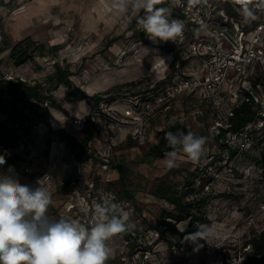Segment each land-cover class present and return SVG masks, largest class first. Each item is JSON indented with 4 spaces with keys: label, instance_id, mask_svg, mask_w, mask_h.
Returning a JSON list of instances; mask_svg holds the SVG:
<instances>
[{
    "label": "rangeland",
    "instance_id": "1",
    "mask_svg": "<svg viewBox=\"0 0 264 264\" xmlns=\"http://www.w3.org/2000/svg\"><path fill=\"white\" fill-rule=\"evenodd\" d=\"M202 1L210 12H215L216 6L221 5V0ZM108 4L109 0H0V35H7L11 30L13 33L18 32V35L14 33L15 38L11 40L21 41L28 38V51H31L35 64L42 68L39 74H44L52 88L55 87L56 68L59 67L68 73L67 80L70 84L63 87L73 98L67 99L70 105H78L79 95L82 93L84 104L81 106L89 107L87 112L115 110V114L120 118V114L128 106V103L122 101L125 97L133 96L144 89L163 88L182 74L196 75L202 62L201 58L187 57L184 48L174 50V42L153 44L137 25L135 18L126 22L109 10ZM182 5L183 3L170 8V19H174L171 9H184ZM158 7L170 5L166 2ZM200 10L184 9L189 22L195 20L196 25L192 24L195 28L198 27L199 35L194 37L184 26L185 39L182 46L185 48L187 44L209 36L211 31L206 24L203 25L199 21ZM221 14L237 23V20L227 15L224 10ZM133 20L136 23L134 25ZM157 56L166 58L167 64L159 65L157 61L156 66L152 68ZM251 74L253 75L248 78L249 83L263 86V69L255 67ZM96 96L109 101L102 100L97 105L92 100ZM187 96L177 97L169 102L168 107L157 110L140 134L133 133L134 125L128 124L126 120H121L123 124L119 128H110L108 122L100 119L96 123L97 126L92 125L97 129L90 125H84L82 128V132L90 130L93 137L95 136L91 144L96 147L92 149L96 153L93 157L96 168L92 176L93 181L100 184L99 191L102 187L110 190L122 203L126 194H133V201L125 206V210L130 213V222L134 225L130 230L138 236L137 243L143 245L165 241L169 243V238L175 240L178 236L164 232L160 234L158 231L160 215L169 210L167 205L151 197L158 182L165 178L174 180L176 172L186 176L188 172H193L199 163L205 164V155L219 154V148L210 135L212 124L209 120L205 124L203 119L192 115V109L198 104H191V99ZM177 128L207 138L205 152L200 161L193 163L182 158L178 162L179 166L171 170L163 167L161 162L164 156L152 157L146 161V155L159 141L163 142V155L168 152L166 148L169 146L164 139V133L175 132ZM262 152L264 143L257 151L258 154ZM257 153L256 150L250 151L236 158L231 164L238 172L246 169V173L250 174V156ZM113 162L124 164V191L115 180L117 175L110 172V167H102L103 164ZM229 174L231 173L226 171L223 173L218 184V194L208 202L209 212L204 225L213 226L215 230L214 239L207 240L209 246L203 248L200 253H193L188 243V249L180 248L173 255L163 249L164 254L156 259L158 264H241L242 252L249 251L247 245L244 249L242 245L263 227L264 217L255 211L251 174L242 179L235 172L232 176ZM74 213L67 212L62 217L72 219ZM55 218L61 217L56 215ZM185 222L186 220L178 224L181 226ZM155 233H159L158 236ZM216 238L221 244L210 245L211 240ZM199 242L200 240L193 243L194 247L198 246ZM132 244L125 243L124 236L118 234L110 243L113 256L108 262L114 260L120 249L127 250Z\"/></svg>",
    "mask_w": 264,
    "mask_h": 264
},
{
    "label": "built area",
    "instance_id": "2",
    "mask_svg": "<svg viewBox=\"0 0 264 264\" xmlns=\"http://www.w3.org/2000/svg\"><path fill=\"white\" fill-rule=\"evenodd\" d=\"M204 3V2H203ZM195 9L192 4L191 8ZM260 13V18L248 30H243L237 24L232 22V18H227L220 13L222 25L220 27H209L211 29L209 36L199 38L187 44L186 48L182 46L183 38L176 42L177 49H185L187 57L201 58L202 68L196 75L183 74L171 84L165 85L152 98L145 99L140 102L128 104L127 109L120 114V118L115 114V110L87 112L79 117L69 116L72 126L82 127L84 125H95L97 121L103 120L108 122L110 128H119L122 126L121 120H126L130 125H134L133 133L140 134L145 128L147 121L154 117L157 110L168 107L167 105L172 100L182 95L187 96L195 92H199V100L196 108L192 109L191 113L197 118L207 115V119L212 124L210 127L211 133L217 128H227L228 118L232 116V110L243 101H251L254 103L253 118L240 127L236 132L229 134L225 138L226 150L234 152V158L230 161V166L236 158L243 156L250 151H257L264 143V84L261 86L258 83L251 85L249 77L252 70L257 67L264 71V10H257ZM208 18L210 15L207 16ZM201 24H206L202 18L199 19ZM195 23V20H191ZM229 25V26H228ZM234 32H230L229 28ZM5 81H14L15 78L10 74H4L1 77ZM69 100L73 98L68 97ZM229 100L231 104L227 109L223 108L224 101ZM32 103L40 105L42 109L50 108V99H44L41 103L32 100ZM0 123L3 127L11 130L16 134L17 150L22 153V159L19 165L11 172V176L21 179H29L36 182L38 179L43 180V186L49 191L56 185L50 180V173L47 169L46 157L43 150L32 142V139L37 131V124L31 125L28 129L23 128L17 121L11 118L10 114L4 110L0 113ZM258 154V153H257ZM227 158V153L223 155ZM42 164L43 172L40 176L33 175L32 168L34 164ZM250 163V164H249ZM247 165L252 168L251 161ZM229 166V167H230ZM2 165H0V174ZM105 167V166H104ZM229 168L222 172L213 171L209 174L210 179L205 182L196 178L194 180V190L184 197L185 202H195L203 200L202 217L206 218L208 212L209 200L216 197L218 194V184L222 179L223 173L229 172ZM242 178H245L246 169H242ZM264 173V165L260 173ZM250 175V174H249ZM248 175V176H249ZM264 185V179L261 181ZM69 202L65 207L66 212H75L76 208H83L88 211L90 209L89 200L82 195L75 187V181L68 183ZM90 193V192H89ZM111 194L114 198L113 202L118 201L114 193L110 190H104L102 194ZM91 194V193H90ZM92 197V196H91ZM91 199V198H90ZM125 203V204H124ZM127 206L129 203L124 202ZM257 213L264 217V193L261 196L256 206ZM94 212L85 225L91 226ZM197 224L204 225L200 221L186 220L181 226L176 225L180 236L172 242L167 249L175 252L180 248L188 249L189 241L184 238L198 229ZM264 228V225L261 229ZM260 229V230H261ZM259 230V231H260ZM258 231V232H259ZM158 236V233H155ZM126 243V242H125ZM148 249H127L121 250L116 264H148L154 252L157 251V245L148 244Z\"/></svg>",
    "mask_w": 264,
    "mask_h": 264
},
{
    "label": "clouds",
    "instance_id": "3",
    "mask_svg": "<svg viewBox=\"0 0 264 264\" xmlns=\"http://www.w3.org/2000/svg\"><path fill=\"white\" fill-rule=\"evenodd\" d=\"M166 2L170 7H158ZM232 2L245 23L256 19L257 10H264V0ZM181 3L182 0H109L108 8L126 22L135 18L153 44L176 43L183 38L184 23L170 19V8ZM157 61L159 65L167 64L166 58L157 56L152 68ZM164 139L171 149L161 162L167 170L178 167L182 158L198 163L207 142L206 137L180 128L165 132ZM5 163V156L0 155V165ZM36 184L39 186L31 187L11 175L0 174V264H107L113 256V238L134 227L123 203L113 202L110 193L102 194L101 202L94 205L91 226L75 218L54 219L48 215L53 203L51 193L43 180L38 179ZM196 227L198 230L187 235L186 241L214 238V228L202 224Z\"/></svg>",
    "mask_w": 264,
    "mask_h": 264
},
{
    "label": "crops",
    "instance_id": "4",
    "mask_svg": "<svg viewBox=\"0 0 264 264\" xmlns=\"http://www.w3.org/2000/svg\"><path fill=\"white\" fill-rule=\"evenodd\" d=\"M1 22L2 19L0 18V23ZM14 33L18 35V32ZM14 33L10 30L8 31L7 35H0V113L6 110L10 114L11 118L17 121L25 129H28L31 125L37 124V131L32 139V142L43 150V154L46 157L47 169L50 173V180L53 182V184H56L49 191L51 193L53 203L48 209V215L52 218H54L56 215H60V217L63 215L65 216V213H67L65 211V207L69 202L70 188L68 183L74 180L76 185L75 187L82 195L88 198L90 202V209L86 211L83 208H76V214L74 213L71 218L78 219L84 223L87 219H90L92 213L94 212V205L98 202H101L100 198L102 192L106 190V188L103 189L102 187L101 191H99L100 184L94 182L92 177L93 172L96 171L93 161V157L96 153L92 151V149H96V147L91 146L95 140V136L93 137V134L90 132V130L87 132H82V128L84 126H72V119L69 117H79L85 114L89 110V107L81 106L84 104L82 103L83 100H79L78 105H70L71 103H68L67 99H69L68 97L71 95H68L67 90L63 87L65 85L62 83H57L55 78V87L52 88L53 86H51V84L44 78V74H39L40 70L42 72V68H39V65L35 64L33 57L21 65H15L10 54L12 53V47L20 40H11V38H15ZM39 56H41L40 58L44 59L42 55ZM8 73H10L15 78L14 81H5L1 79L4 74ZM14 89H17L19 94L21 92L26 93L29 99H23L21 96L12 94V90ZM197 94H199V92H195L187 96L189 99H191V104H194L195 102L198 104L199 95ZM43 98L50 99L51 103L49 109H42L40 105L32 103V100L38 102V100L40 101ZM230 104L231 102L229 100L224 101L223 108L227 109ZM97 105L99 104L97 103ZM203 120L206 124L207 120ZM89 136H91V138L87 140L85 146L86 152H84L79 142ZM69 138H73L76 141H72L73 144H69ZM76 154H79L81 159L84 154L89 157L83 161L81 159L77 160ZM0 155H4L6 159V163L1 167L2 174L11 175L12 170L19 165L22 159V153H19L17 150V138L15 137V134L5 129L1 123ZM113 163L123 164L121 162ZM107 165L110 167V172L114 175H117L115 170L112 169L113 167L110 164ZM107 165L103 164L102 167H106ZM33 167V175L35 177L40 176L43 172L42 164H34ZM255 173V169L252 168L250 173L251 176L255 175ZM174 177V180L177 182L183 176L176 172ZM117 179L118 175L115 180L117 181ZM165 179L159 181L158 184L163 182ZM19 181L22 184L29 185L31 187L39 186L36 184V182H33V180L21 179ZM82 186H84V188ZM252 191V193H254L252 200L255 199L254 205L257 206V203L264 193L263 183L258 181L256 184H254V189ZM125 196L126 199L124 202L130 204V202L133 201V194L128 193ZM256 196L257 198H255ZM151 197L154 200L167 205L166 202L155 197L153 193L151 194ZM167 207H169V205H167ZM208 218H210V216H208ZM179 236L180 234L177 236V239ZM177 239L175 238V240H171V238H169V243L170 241L172 243ZM169 243L168 241H165L164 243H155V245H157V251L153 253L148 264H158L156 259L160 255L164 254L162 251L163 249H166L169 255L177 253L178 250L172 252L167 249V247L170 245ZM217 244H221L220 240L217 238L216 240H211L210 242V245L212 246H216ZM189 245L193 253H200L201 250L208 244L207 241L200 240L198 246L196 247H194L193 242L191 241L189 242ZM200 245H202V247H200ZM121 250L122 249H120V251ZM120 251L118 254H116L114 260H112L111 263L107 261V264H116Z\"/></svg>",
    "mask_w": 264,
    "mask_h": 264
},
{
    "label": "trees",
    "instance_id": "5",
    "mask_svg": "<svg viewBox=\"0 0 264 264\" xmlns=\"http://www.w3.org/2000/svg\"><path fill=\"white\" fill-rule=\"evenodd\" d=\"M182 8L190 7L191 5H195V9H201L200 16L203 20L206 21V26L208 27H220L222 25L221 18L218 14L219 12H223V10L226 12L227 15L230 17H234L237 20V25L242 28L243 30H248L251 28V26L259 20L260 13L256 12V19L251 20L247 23H245L241 16L239 15L237 11V6H235L232 2V0H221V5L216 6L217 10L214 12H210V10L206 9V5L203 3L202 0L198 3H190L189 0H183ZM184 8V9H185ZM184 9H171L172 11V18L179 19L184 23L185 29L187 31H191L194 37L198 36V27L195 28L193 24L194 22H189V20L186 18V13L184 12ZM142 15V12L140 13ZM210 15L208 18L207 16ZM136 24L133 20L132 22ZM193 23V24H192ZM196 25V24H195ZM223 26V25H222ZM229 26V25H228ZM134 27V26H130ZM230 32H234L233 29L229 28ZM28 41V38H25L19 42H17L11 49V58L13 59V63L15 65H21L25 63L27 60L32 58L31 51H28V44L26 42ZM182 59L180 58V61ZM176 65V64H175ZM174 69V68H172ZM64 70L60 69L59 67L56 68V82L62 83L64 85H69L70 83L67 80L68 73L63 72ZM168 81V80H167ZM161 89V88H160ZM160 89L158 87L152 88L150 90L144 89L143 91L134 94L133 96L125 97L126 99H123L122 101H125L126 103L133 104L134 102H140L145 99L152 98L154 95H156ZM13 93L17 96H21L23 99H29L27 97L28 95L26 93H18L17 89L12 90ZM79 100H83L84 96L82 93L79 95ZM15 98V97H14ZM46 99V98H45ZM96 103H101L102 100L109 101V99L106 98H100L94 97L92 98ZM44 100L41 99L38 102H42ZM254 114V103L251 101L245 102L243 101L240 103L237 108L232 110V116H230L227 120L228 127L227 128H217L214 132H212L210 135L215 140L217 147L219 148V154L218 153H212L209 155H205L206 162L205 164H198L197 168H194L193 172H188L186 176L184 175L179 181L176 182V180H170L165 179L163 182H160L157 184V187L155 191L153 192V195L157 197L158 199L164 201L169 205V210L163 212L160 215L159 218V227L158 231L160 234L169 233L171 235H179V231L176 227V225L180 222H184L185 220L189 219L191 221H200L202 223L205 222V219L203 220L202 217V204L203 200L195 201V202H185L184 197L189 194L192 190H194V180L196 178L200 179V181L205 182L206 180L210 179L209 174L213 171L222 172L225 169H230L228 173L229 176L233 175V172H235L240 179H242V169L238 172L233 165L230 166V161L234 158V152H230L226 150L225 145V138L227 135L232 134L239 130L240 127L244 126L245 123L249 122L253 118ZM203 119H207V115L200 117ZM207 124V123H206ZM93 128H96L95 126L90 125ZM5 128V127H4ZM7 129V128H5ZM97 129V128H96ZM9 130V129H7ZM11 131V130H9ZM12 132V131H11ZM14 134V133H13ZM16 135V134H15ZM16 137V136H15ZM91 136L84 138L79 142L81 145V148L86 152L85 146L87 140H89ZM72 143V141H76L73 138L68 139ZM73 144V143H72ZM167 151H171L170 148H166ZM163 142L159 141L158 144L154 146V148L151 149V152H148L145 159L146 161H149L150 158H160L163 155ZM166 151V150H165ZM227 153V158H225L223 155L224 153ZM85 154L82 156V159L79 157V154H76L77 160H85L87 159ZM252 168L255 169L256 173L255 175H250L251 183L256 184L258 181H262L264 179V173H260V170L262 169L264 165V152L260 154H254V156H250ZM250 162V161H249ZM107 165V164H106ZM115 170V172L118 175L117 182L120 185V188L122 191H124V175H125V169L123 164L119 163H113L110 164ZM230 166V167H229ZM242 182V181H241ZM223 193V192H222ZM257 198V196L255 197ZM159 234V233H158ZM124 236V241L129 243H133L132 245H129V249L138 248L141 250L148 249V245H143L140 243H137L138 236H136L134 231L128 230L125 233L120 234ZM160 236V235H159ZM246 245L249 247V251H243L242 252V261L241 264H264V228L261 229L259 232L252 234L247 241L243 243V249L246 247Z\"/></svg>",
    "mask_w": 264,
    "mask_h": 264
}]
</instances>
